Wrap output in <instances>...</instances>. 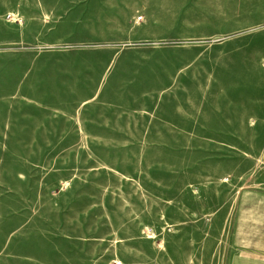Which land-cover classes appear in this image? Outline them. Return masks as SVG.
<instances>
[{
	"label": "rangeland",
	"instance_id": "rangeland-1",
	"mask_svg": "<svg viewBox=\"0 0 264 264\" xmlns=\"http://www.w3.org/2000/svg\"><path fill=\"white\" fill-rule=\"evenodd\" d=\"M263 262L264 0H0V264Z\"/></svg>",
	"mask_w": 264,
	"mask_h": 264
},
{
	"label": "crops",
	"instance_id": "crops-1",
	"mask_svg": "<svg viewBox=\"0 0 264 264\" xmlns=\"http://www.w3.org/2000/svg\"><path fill=\"white\" fill-rule=\"evenodd\" d=\"M233 220H234V214L232 213V214H231V218H230V221H231V226L233 225V223H232V222H233ZM263 263H264V262H263Z\"/></svg>",
	"mask_w": 264,
	"mask_h": 264
}]
</instances>
